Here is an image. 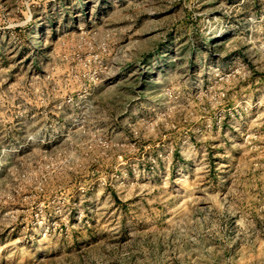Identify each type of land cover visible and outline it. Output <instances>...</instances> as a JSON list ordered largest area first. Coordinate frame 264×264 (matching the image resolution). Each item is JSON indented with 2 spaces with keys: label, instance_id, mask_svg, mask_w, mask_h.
Listing matches in <instances>:
<instances>
[{
  "label": "rangeland",
  "instance_id": "rangeland-1",
  "mask_svg": "<svg viewBox=\"0 0 264 264\" xmlns=\"http://www.w3.org/2000/svg\"><path fill=\"white\" fill-rule=\"evenodd\" d=\"M0 264H264V0H0Z\"/></svg>",
  "mask_w": 264,
  "mask_h": 264
}]
</instances>
